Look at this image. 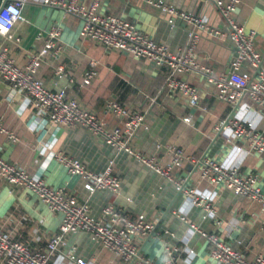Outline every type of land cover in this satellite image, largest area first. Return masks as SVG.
I'll return each instance as SVG.
<instances>
[{
    "label": "crops",
    "instance_id": "0c3cea01",
    "mask_svg": "<svg viewBox=\"0 0 264 264\" xmlns=\"http://www.w3.org/2000/svg\"><path fill=\"white\" fill-rule=\"evenodd\" d=\"M92 0H82L89 4ZM172 5L175 9L191 12L223 32L224 22L216 7L204 0H154ZM99 11L120 16L154 41L177 52L187 44V25L176 20L171 26L168 16L142 0H101ZM236 20L245 30L255 32L254 44L264 65V0H241ZM60 24L58 56L43 58L37 77L50 90L65 91L87 110L93 111L109 127L121 125V118L104 111L109 101H116L130 112L146 113L147 129L138 131L132 148L143 154H156L166 163L170 146L181 148L185 156L182 166L172 174L176 181L197 193L214 197L218 218L207 217L201 207L192 205L173 182L155 174L132 156L121 153L90 135L84 128H64L51 125L36 115L28 99L13 93L8 83L0 81V156L8 163L43 179L49 187L62 188L89 205L93 216L112 203L128 216L143 215L153 220L154 230L139 241V253L159 260L166 247L177 248L176 259L181 264H213L207 245L192 233L189 223L215 232L225 241L252 257L264 252V217L256 203L241 199L232 190L208 184L200 179L196 161L203 156L216 159L225 166H237L243 173H256L264 191V157L237 151L236 143H225L231 132L222 123L229 117L251 121L264 136V110L249 99L228 105L215 97L216 89L206 82L203 73L191 70L180 75L195 86L200 94L198 104L191 106L179 95L164 86L163 68L135 59L130 55L108 49L98 42L79 35L82 20L74 14L45 5L40 0H27L12 33L18 41L0 36V45L8 46L10 55L24 65L31 53H36L47 37L48 29ZM195 55L199 65L212 69L214 76L226 73L233 58L229 38L212 37L200 31ZM96 61V76L83 84L89 62ZM62 66L60 75L55 73ZM189 117L190 121H184ZM217 133H220L216 138ZM238 145V144H237ZM61 152L82 162L94 172L111 168L119 180L117 193L96 191L89 193L83 181L70 175L54 157ZM60 213H51L32 192L14 188L0 180V228L3 233L21 241L31 250L46 252L47 241L58 231ZM183 217L184 220L181 218ZM243 220L244 222H240ZM66 255L81 258L89 264H123L111 252L98 246L89 233L78 232L65 237L61 254L50 258L57 264H75Z\"/></svg>",
    "mask_w": 264,
    "mask_h": 264
},
{
    "label": "built area",
    "instance_id": "2783aa9c",
    "mask_svg": "<svg viewBox=\"0 0 264 264\" xmlns=\"http://www.w3.org/2000/svg\"><path fill=\"white\" fill-rule=\"evenodd\" d=\"M41 3L61 9L64 13L74 14L82 20L79 35L100 43L108 49L124 52L135 59L146 60L156 67L163 68L164 86L168 91L179 95L191 106L198 104V89L180 78L187 71L199 70L207 83L215 89V97L228 105H237L242 98L249 99L264 110V65L261 54L257 51L255 32L245 30L236 20L235 13L241 0H204L211 2L221 16L226 30L208 25L198 15L175 9L161 1L142 0L168 16V23L173 26L176 20L187 25V44L184 49L171 52L169 49L144 33L135 24L112 13L99 11L101 0H92L85 4L82 0H40ZM27 0H0V36L7 40L14 39L12 29L20 19ZM60 24L52 25L47 31L43 46L31 53L24 65H19L10 55L8 46L0 45V81L8 83L13 93L26 97L36 115L43 117L51 125L64 128H84L90 135L102 140L118 152L132 156L155 174L173 182L177 190L194 206L201 207L207 217L214 219L216 225L222 223L214 205V197L197 193L194 189L175 180L172 172L182 166L188 156L181 148L170 146L166 150L167 160L162 164L156 154L143 155L132 148L134 135L147 129L146 113L130 112L116 101H109L104 111L121 118V125L109 127L105 121L91 110L82 107L79 102L66 95L65 91L48 89L37 77V71L47 55L58 56L62 50L59 41ZM200 31L212 37L226 35L233 47V58L226 73L214 76L211 68L198 64L195 48L200 38ZM96 61L89 62V69L84 73L82 82L88 85L96 76ZM63 68L57 66L55 73L60 75ZM189 122L190 118L185 117ZM231 132L225 143H236L237 151L264 157V136L258 132L251 121L229 117L222 123ZM0 131L8 138L16 136L4 130L0 122ZM238 144V145H237ZM70 175L83 181L84 188L93 193L109 191L117 193L119 180L112 174L111 168L103 172H94L82 162L61 152L54 155ZM200 179L217 187L232 190L236 196L256 203L260 215L264 217V191L260 188L256 173H243L237 166H225L216 159L203 156L196 161ZM0 180L14 188H24L46 206L51 213H60L58 231L49 237L47 251L31 250L21 241H17L0 228V264H57L51 261L53 254H61L65 237L68 234L85 232L101 248L111 252L123 264H181L176 259L177 248L166 247L159 260L151 259L139 253L141 239L154 230V222L143 215L128 216L121 208L112 203L105 204L97 216H93L89 205L71 192L62 188L46 185L38 176L30 175L26 170L6 162L0 156ZM183 220L184 218L181 217ZM240 222H244L240 220ZM192 233L201 237L208 249L213 264H264V252L252 257L225 241L215 232L200 225L189 223ZM75 264H89L81 258L66 255Z\"/></svg>",
    "mask_w": 264,
    "mask_h": 264
},
{
    "label": "water",
    "instance_id": "95a60500",
    "mask_svg": "<svg viewBox=\"0 0 264 264\" xmlns=\"http://www.w3.org/2000/svg\"><path fill=\"white\" fill-rule=\"evenodd\" d=\"M2 5H3V4H2ZM2 5H1V6H2ZM1 6H0V7H1ZM219 134H220V133H217L216 138L219 136Z\"/></svg>",
    "mask_w": 264,
    "mask_h": 264
}]
</instances>
